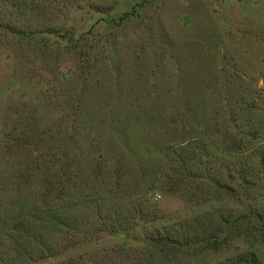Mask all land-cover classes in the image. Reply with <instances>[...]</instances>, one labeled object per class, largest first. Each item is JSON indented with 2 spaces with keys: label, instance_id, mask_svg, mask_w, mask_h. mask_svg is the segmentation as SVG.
Returning a JSON list of instances; mask_svg holds the SVG:
<instances>
[{
  "label": "rangeland",
  "instance_id": "obj_1",
  "mask_svg": "<svg viewBox=\"0 0 264 264\" xmlns=\"http://www.w3.org/2000/svg\"><path fill=\"white\" fill-rule=\"evenodd\" d=\"M49 8L45 22L56 31L27 34L15 8L0 4V155L11 153L0 171L19 174L36 142L49 173L86 170L80 190L95 194L117 172L118 192L137 190L163 217L22 264H99L114 244L134 246L132 237L201 210L169 192V169L187 186L196 174L213 189L210 179L230 173L241 203L219 202L228 198L221 191L211 200L264 212V0H53Z\"/></svg>",
  "mask_w": 264,
  "mask_h": 264
},
{
  "label": "trees",
  "instance_id": "obj_2",
  "mask_svg": "<svg viewBox=\"0 0 264 264\" xmlns=\"http://www.w3.org/2000/svg\"><path fill=\"white\" fill-rule=\"evenodd\" d=\"M52 1L0 0V4L15 8L11 13L23 17L27 34L51 33L56 29L46 24L45 17L51 11ZM13 27L10 26L11 33H20V28ZM32 147H28V158L19 174L0 171V260L5 263L22 264L55 257L77 246L97 242L105 235L122 238L140 224L163 217L156 204L141 198L137 190L118 192L117 172L109 188L86 193L85 187L80 190L78 183L81 180L85 183L90 176L86 170L65 169L51 174L47 168L44 170L39 144L35 142ZM10 154L1 153L0 162H8ZM64 159V163L70 161ZM177 174L176 169L167 170L163 184L185 203L202 209L132 237L134 246L114 244L107 255H102L99 264H241L243 261L264 264V258L260 259L257 253L259 248L264 249V212L244 208L242 204L243 209L236 211L210 198L221 191L228 198H219V202L226 199L241 203L240 198H235L231 174L223 180L208 179L215 183V189L204 187L206 182H197L196 174L187 186ZM199 177L205 176L201 173ZM12 179L15 184L10 183ZM236 240L243 241L242 250H238L243 246L236 244ZM229 250L235 254L216 258ZM112 255L114 263L110 262ZM77 261L84 264L82 258Z\"/></svg>",
  "mask_w": 264,
  "mask_h": 264
}]
</instances>
